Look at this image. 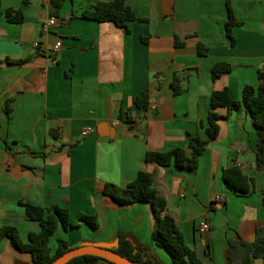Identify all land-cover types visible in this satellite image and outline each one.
Returning <instances> with one entry per match:
<instances>
[{
	"label": "crops",
	"instance_id": "0c3cea01",
	"mask_svg": "<svg viewBox=\"0 0 264 264\" xmlns=\"http://www.w3.org/2000/svg\"><path fill=\"white\" fill-rule=\"evenodd\" d=\"M101 1L110 0H66L58 24L43 32L49 0H0V229L17 227L28 242L41 227L20 201L66 207L76 227L59 228L50 242L53 254L59 238L72 248L116 250L122 234L171 264V255L152 238V206H121L104 192L107 184L126 187L147 171L203 264H230L229 240L253 241L264 225V170L256 166L258 135L250 115L218 109L227 118L196 170L148 164L145 156L177 147L190 154L191 136L207 138L212 93L227 88L241 100L246 85L258 86L264 73V0H232L242 23L232 29L234 45L227 35L226 0H127L138 18L128 31L81 17ZM9 9H21L24 21L9 22ZM199 46L207 52L200 54ZM218 62L233 69L214 80ZM175 76L185 89L178 95ZM143 93L149 95L146 111L135 104ZM89 127L94 131L82 137ZM234 165L255 179L254 192L239 194L227 186L223 171ZM84 214L96 215L100 228L81 222ZM203 222L209 230L202 229ZM0 264L34 261L3 238Z\"/></svg>",
	"mask_w": 264,
	"mask_h": 264
},
{
	"label": "trees",
	"instance_id": "16d2710c",
	"mask_svg": "<svg viewBox=\"0 0 264 264\" xmlns=\"http://www.w3.org/2000/svg\"><path fill=\"white\" fill-rule=\"evenodd\" d=\"M65 2L66 0H49L50 16L61 17V10ZM226 3L229 11V19L226 23L227 35L231 38L234 45L235 37L232 29L242 23L234 15L232 0H226ZM74 17H76L75 13L72 18ZM81 17L98 22H114L127 31L128 23L138 19L133 8L127 4V0L101 1L91 9L84 10L81 13ZM6 18L11 23H21L24 21V14L21 9H9L6 11ZM144 40L146 41L145 38ZM177 45H181V43L177 41ZM199 51L200 54H204L207 49L199 46ZM28 61L29 59L15 62L17 64H25ZM7 62L13 63V60H7ZM232 69L233 65L231 63L218 62L212 68V77L217 80L222 75L231 72ZM172 87L177 95L185 91L178 76H175ZM13 100L14 98L11 97L5 103V110L8 115L12 110ZM135 104L140 110H148L149 95L147 93L139 95ZM220 108H226L229 112L244 109L250 115L258 135L256 166L258 169L264 170L263 72L259 75L257 87L253 85L244 87L241 100H235L227 88L216 90L212 93L210 111L205 128L207 138L191 136L189 142L190 154L181 147L170 151H148L145 156V162L164 167L174 164L178 170H196L206 147L219 135V122L227 118L218 113ZM125 114V119L130 121L132 118L131 111ZM121 118H123V115H121ZM223 179L231 190L239 194H248L255 191V179L245 174L237 165L224 169ZM104 192L121 206H130L137 203H147L152 206L155 217V228L152 238L157 246L165 248L171 255V264H203L197 252L186 243L184 234L177 226L174 217L167 212V200L155 188L151 173L140 171L137 177L126 187L107 184ZM20 205L25 207L27 216L31 221H36L40 224L41 230L39 232H31L28 242H25L22 240L17 227L3 226L0 229V241L3 238H8L11 244L20 252L30 253L34 264H48L75 249L69 246L67 240L61 238L58 239V248L54 254L50 248L51 239L60 227L65 230L76 227L70 222L68 208L60 206L44 208L25 201H20ZM80 221L87 223L95 230L100 228L99 218L96 215L84 214L80 217ZM229 244L233 248L230 253V264H256V260L264 258V225L256 229L253 241H246L239 237L237 240H229ZM115 251L127 258L132 264H165L146 249L135 246L122 234L119 235L118 248ZM99 259L102 258L93 255H83L70 260L66 264H96Z\"/></svg>",
	"mask_w": 264,
	"mask_h": 264
},
{
	"label": "water",
	"instance_id": "95a60500",
	"mask_svg": "<svg viewBox=\"0 0 264 264\" xmlns=\"http://www.w3.org/2000/svg\"><path fill=\"white\" fill-rule=\"evenodd\" d=\"M83 255L97 256L115 264H132L127 258L120 255L115 250H111L103 247H97V246H84V247L75 248L69 253L63 255L62 257L48 264H66L70 260Z\"/></svg>",
	"mask_w": 264,
	"mask_h": 264
},
{
	"label": "built area",
	"instance_id": "2783aa9c",
	"mask_svg": "<svg viewBox=\"0 0 264 264\" xmlns=\"http://www.w3.org/2000/svg\"><path fill=\"white\" fill-rule=\"evenodd\" d=\"M58 24V18L54 17V16H50L46 22L42 25V31L43 32H49L52 28H54L56 25ZM59 48V46H55V49L57 50ZM94 131L93 128L89 127V128H86L82 131V137H87L90 135V133H92ZM218 200L219 201H224V198L219 196L218 197ZM201 227L203 230H209L210 229V226H209V223L207 222H203L201 224Z\"/></svg>",
	"mask_w": 264,
	"mask_h": 264
}]
</instances>
